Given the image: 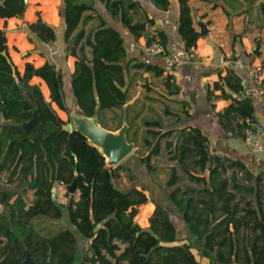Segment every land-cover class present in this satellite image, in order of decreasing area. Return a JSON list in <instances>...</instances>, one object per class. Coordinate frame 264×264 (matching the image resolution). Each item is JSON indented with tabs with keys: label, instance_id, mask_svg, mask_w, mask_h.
<instances>
[{
	"label": "trees",
	"instance_id": "16d2710c",
	"mask_svg": "<svg viewBox=\"0 0 264 264\" xmlns=\"http://www.w3.org/2000/svg\"><path fill=\"white\" fill-rule=\"evenodd\" d=\"M100 1L135 38L154 22L153 18L135 21V13L141 9L138 0ZM153 1L162 9L170 6V0ZM179 1L178 29L192 53L200 32L189 0ZM27 7L26 0H0V17H22ZM261 9L264 13V2ZM55 13L47 4L46 16L52 19ZM36 14V20L25 22L29 39L56 41V25L43 17L41 9ZM59 14L65 22V52L76 57L71 85L79 111L89 116L97 113L106 127L103 117L109 110L122 121L125 113L119 109L129 99L123 34L97 12L95 0H61ZM95 16L100 19L98 25L89 30L81 26ZM7 32L6 27H0V172L7 171L8 182H17L22 191L0 190L4 205L0 212V244L4 242L0 264H25L28 251L34 264H75L78 239L71 225L91 240L81 264H264L262 172L240 157L212 152L210 137L200 126L164 127L160 119H144L142 142L146 150L137 148L142 152L139 160L152 173L158 169L153 157L162 154L163 147L167 150L173 164L166 194L188 233L178 236L168 208L160 203L151 216V226H140L136 216L140 205L150 201L147 187H118L115 179L131 166H107L105 155L83 133L64 128L72 119L70 115L67 120L62 118L54 106L70 113L64 72L50 61L38 66L28 61L21 70L9 50ZM146 35L147 43L158 39L167 52L165 30L157 28ZM136 65L155 75L165 71L150 62ZM35 75L45 80L49 96L40 83L32 81ZM171 77L169 74L165 80L169 87ZM221 81L215 82V88L224 91V84L237 92L242 88L238 74L222 76ZM178 90L177 84L170 89ZM234 99L219 114L227 132L244 136L247 119L254 121V105L249 98ZM36 108L40 120L26 130L23 124L33 118ZM129 123L128 138L137 143L139 128L131 132L135 122ZM76 176L79 194L76 198L68 192L71 199L66 207L56 200L53 187L56 180L67 185ZM185 177L198 185L183 183ZM35 179L41 187H33L34 198L29 200L28 183ZM66 209L70 225L54 229L53 224L59 225L57 219L63 218ZM98 223L102 226L97 229ZM204 258L206 263H202Z\"/></svg>",
	"mask_w": 264,
	"mask_h": 264
},
{
	"label": "crops",
	"instance_id": "0c3cea01",
	"mask_svg": "<svg viewBox=\"0 0 264 264\" xmlns=\"http://www.w3.org/2000/svg\"><path fill=\"white\" fill-rule=\"evenodd\" d=\"M138 1L141 4V9L135 13V21L153 18L154 22L147 25V30L143 35L135 38L121 20L111 14L103 2L95 0L97 12L106 19L108 24L119 29L125 38L127 49L125 66L129 99L122 109L125 113L124 116L127 117L128 115L132 123H142L144 119H160L164 127H182L189 124L200 126L210 137L212 152L240 157L256 172H262L264 176V151L251 150L246 144L244 136L235 131L227 132L222 124L224 118L219 114L235 100V97L249 98L254 105L253 122L264 127V100L246 96L243 92L251 67L264 63V13L261 9V3L264 0H189L196 29L200 31L197 20L200 18L208 24L209 31L199 36L197 45L192 49L191 61L182 65H176L171 61L174 53L187 50L185 41L178 29L180 1L170 0V6L167 9L159 8L153 0ZM47 4L51 5L56 12L52 19L46 16ZM60 4L61 0H29L24 19L18 16L0 17V27H6L8 30L9 50L21 70L24 69L28 61L37 66L50 61L64 72L66 102L70 105L75 100L71 76L75 69L76 57L67 55L66 52L62 53L63 48L61 49V46L66 42L64 36L65 22L59 14ZM38 9L42 10V15L46 20L56 25L58 36L54 43L58 45V51L55 53L51 52L49 43L42 42L36 37L34 38L35 41H31L28 37L25 22L36 20ZM99 22V17L95 16L86 22H82L81 26L89 30L98 25ZM157 28L165 30L168 36L167 52L149 55L145 51L146 33ZM87 50L88 54L91 55V48L88 47ZM138 62L154 63L163 67L165 71L162 75H155L151 70L138 67L136 65ZM169 74L172 76L171 87L177 84L179 86L178 91L171 92V87L165 83ZM229 74H238L241 77L242 88L239 92L225 84L224 91L220 87L215 88V82H223L221 77ZM32 81L40 83L45 94L49 96V88L44 79L35 75ZM44 82L48 92L44 90ZM54 106L59 115L67 120L68 112L59 108L55 103ZM239 120L243 122L244 119L241 117ZM234 124H236V120L231 123V126ZM144 127L146 129V126ZM1 132L2 128L0 127V135ZM164 151L167 152L163 147ZM122 174L123 172H121ZM158 186H153L152 190L155 195L160 192L161 187ZM1 189L22 191V187L17 182H8L7 171L0 172ZM66 189V185L59 183L55 191V198L68 207L71 197ZM147 193L149 194V191ZM163 193L165 205H168L170 200L165 191ZM34 194V188L29 187L26 191L28 199L32 200ZM78 194V191L74 193L76 198ZM68 196L70 198L67 199ZM154 198L150 197L149 202L140 205L141 211L139 209L137 221L142 227L151 226L149 219L147 222L144 219L153 214L157 203H161L158 196L156 199ZM3 210L4 205L0 200V212ZM61 219L62 221L57 220L59 225L53 224L54 229L59 228L60 225H70L67 209ZM45 222L51 223L50 220ZM183 226L187 229L184 221ZM71 227L78 239V254L75 264H81L83 254L91 246V240L81 234L75 226L71 225ZM3 244L4 242L0 244V252ZM1 260L0 255V262ZM207 261L206 258L202 259V263Z\"/></svg>",
	"mask_w": 264,
	"mask_h": 264
},
{
	"label": "water",
	"instance_id": "95a60500",
	"mask_svg": "<svg viewBox=\"0 0 264 264\" xmlns=\"http://www.w3.org/2000/svg\"><path fill=\"white\" fill-rule=\"evenodd\" d=\"M26 2L29 3V0H26ZM22 18L24 19L25 17L22 16ZM197 20L200 25V35L206 34L209 31L208 24L202 21L200 18ZM77 109V101L74 100L72 110L69 113L74 124L69 122L64 125V128L69 131L76 129L83 133L88 138V141L91 144L96 145L105 155L107 166L117 165L135 148L136 142L129 140L127 136L130 125L126 116H123V123L118 129H110L101 123L97 113L89 116L81 111H77ZM39 120L40 118L36 108L33 118L25 122L23 126L26 130H29L34 124L38 123ZM75 172L77 175L78 170ZM58 184L59 181L56 180L53 187L54 191H56ZM28 186L41 187L37 179H35L33 182H29ZM66 187L70 193H75L77 191V176L71 183L67 184ZM57 220L62 221L61 218H58ZM101 226L102 223H98L96 228L98 229ZM24 263L34 264V259L30 251L27 252V257L25 258Z\"/></svg>",
	"mask_w": 264,
	"mask_h": 264
},
{
	"label": "rangeland",
	"instance_id": "374dc122",
	"mask_svg": "<svg viewBox=\"0 0 264 264\" xmlns=\"http://www.w3.org/2000/svg\"><path fill=\"white\" fill-rule=\"evenodd\" d=\"M65 44L63 46H61V49L63 48L62 53L65 52V50H64ZM72 106H73V102H71L69 105L70 111L72 110ZM77 111H79V109H77ZM119 111L123 112L120 109H119ZM103 120L106 123V125L108 126V128H110V129H118L123 123V120L121 121L120 117H116L115 112H113V111H107V113L103 117ZM128 122H129V120H128ZM71 123H73V121H71ZM129 125H130V123H129ZM134 126L135 127L132 128L131 132H133L136 127L139 128V133L137 135V138H138L137 143L138 144L136 143V146L132 150V152L127 157H125L122 161H120L118 163V164L127 163V164H130L132 167L128 171L122 169L121 172H123V174L115 179V183L118 186L125 188V189L130 188V187H134L135 185L138 187L146 186L147 191H149V194L151 195V197H155L154 199H156V196H158L159 200L161 201L160 204H162L165 208H168L170 215H171V218H172V220L176 226L178 236L184 237L185 236L184 234H187V231H186L187 229H185L183 226V221H182V218L180 217V213L172 206V204L169 203L168 205H165L166 201L164 199L165 195L163 193L164 191L166 193V190H167L166 181L169 177L170 166H171V163H173V161L170 159L169 154L165 151L158 156H154L153 161L158 166V169L156 171L150 173L148 171L147 167L140 162L139 156H140V153H142V152H140L139 149H137V148H140L141 151L146 150V147L144 146V144L142 142V138L145 135V132H144L145 127L142 125L141 122H135ZM129 128H130V126H129ZM127 136H128V132H127ZM117 165H115V166H117ZM182 182L183 183H189L193 186L198 185V183H196L192 180H189L186 177L182 180ZM158 185H160V186H158ZM153 186L154 187L155 186L161 187L160 192L156 195L152 190ZM263 192H264V184H263ZM70 197L68 196L67 199ZM67 199H66V201H67ZM139 209L141 211V206ZM137 215H139V214H137ZM151 216H147L146 219H144L145 222H147V219H149V222L152 223ZM140 220H141V218H140ZM136 221H137V216H136Z\"/></svg>",
	"mask_w": 264,
	"mask_h": 264
},
{
	"label": "built area",
	"instance_id": "2783aa9c",
	"mask_svg": "<svg viewBox=\"0 0 264 264\" xmlns=\"http://www.w3.org/2000/svg\"><path fill=\"white\" fill-rule=\"evenodd\" d=\"M51 52L58 51V45L54 42L49 43ZM145 51L149 55H156L165 51L164 45L157 39L151 43H146ZM192 54L188 50H180L172 55L171 61L176 65L189 63ZM246 96L257 100H264V63L252 66L249 70L247 83L243 90ZM245 130L244 139L248 147L253 151H264V127L251 122Z\"/></svg>",
	"mask_w": 264,
	"mask_h": 264
}]
</instances>
